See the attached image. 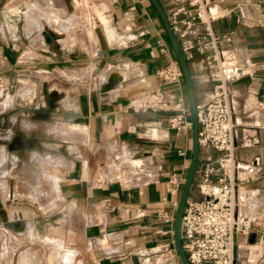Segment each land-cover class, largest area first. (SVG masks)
<instances>
[{"label":"crops","instance_id":"1","mask_svg":"<svg viewBox=\"0 0 264 264\" xmlns=\"http://www.w3.org/2000/svg\"><path fill=\"white\" fill-rule=\"evenodd\" d=\"M29 1L23 27L0 25V57L16 61L17 77L39 71L46 79L56 71L57 79L52 86L39 81L36 91L42 107L35 114L15 112L11 117L22 123L10 131L6 143H0L5 148L0 150V162L10 158L8 181L16 189V183H24L30 195L43 194L47 200L43 218L56 210L57 220L72 222L80 231L83 248L65 246L75 250L69 262L49 244L63 264H183L174 221H162L159 213L175 216V197L167 183L175 169L181 173L190 165L192 129L173 130L169 125L173 110L132 107L145 95L166 90L184 97L189 108L185 85H164L155 74L175 59L156 9L150 0ZM160 1L169 15L174 0ZM209 7L220 48H235L256 64L254 75L231 83L230 92L239 121L237 134L250 131L260 138L253 147L238 148L236 156L244 163L259 157L260 173L264 0H209ZM45 15L48 23L43 21ZM23 60L25 67L19 66ZM201 62L199 53L188 62L197 101L208 99L213 88ZM52 92L54 100L49 99ZM180 150H186V156ZM216 154L213 149L202 150L199 160ZM36 183L42 186L37 188ZM43 183L46 187L52 183L51 189ZM246 213L251 219L256 212ZM21 216L32 219L36 229V215L21 212ZM81 250L84 259L78 258ZM234 250L235 264H264V217L236 235Z\"/></svg>","mask_w":264,"mask_h":264},{"label":"built area","instance_id":"2","mask_svg":"<svg viewBox=\"0 0 264 264\" xmlns=\"http://www.w3.org/2000/svg\"><path fill=\"white\" fill-rule=\"evenodd\" d=\"M169 21L187 61H195L197 53L207 69V80L213 83L208 99L197 101L200 151L213 149L216 155L199 160L191 194L184 215L183 243L191 264H235V237L251 228V222L241 217L239 207L244 195L242 183L254 179L262 167L256 157L244 163L236 156L238 148H250L260 143L256 133L245 131L239 137L238 119L234 117L231 83L252 76L256 64L235 48L222 49L216 34L209 0H174ZM245 14L243 13V18ZM164 85H184L181 69L175 59L156 70ZM132 107L139 111H170L169 125L177 133L192 129L189 108L184 97L174 92L157 90L145 95ZM186 156V150H180ZM181 173L174 170L167 187L175 197L177 207L184 186ZM164 222L174 221V214L159 213Z\"/></svg>","mask_w":264,"mask_h":264},{"label":"rangeland","instance_id":"3","mask_svg":"<svg viewBox=\"0 0 264 264\" xmlns=\"http://www.w3.org/2000/svg\"><path fill=\"white\" fill-rule=\"evenodd\" d=\"M30 3L32 2L29 0H0V25L7 27V24H9L11 27H23L25 12ZM38 17L42 19V16ZM43 21H48L46 15ZM6 34H8L7 30ZM1 36L3 34H0V38ZM15 64L16 61L13 62L10 59L0 57V143H6L10 131H16L17 128H20V123L22 122L19 120L16 123L11 119L15 112L31 115L41 109L40 92L39 90L38 92L36 91L41 87L39 81L41 79L49 81V86H52L57 79L56 71L49 78H46L48 80L41 78L39 71H33L31 74L17 77L13 70ZM19 64L21 67L26 66L24 65V60L20 61ZM27 70H34V68ZM53 79L55 80L54 82ZM53 92L49 96L51 100L55 99ZM43 95L47 103L48 97L46 94ZM37 103H39V108L35 109ZM188 170L189 165L187 164L181 172V178L184 181ZM9 176L8 174L6 180L10 179ZM7 183L9 184L6 185V189L9 194L3 197L5 200L0 199V264H63L59 260L56 250L50 245H54L61 250L60 255L62 259H65V262L71 261L75 255V250L65 246L79 249L82 246L81 248H83L80 231L76 229L72 222L62 219L57 220L56 210L52 211L53 214L48 219L43 218L42 215L45 213L47 203V200L42 197L43 194L30 195L28 193L29 189L25 187L24 183H16L17 189L15 184L14 188L11 189L10 182L8 181ZM44 184L46 183H43V186ZM47 184L48 186L46 187L45 185L44 187L51 189L52 183ZM247 184H256L257 186L251 187ZM241 190L245 196L244 199L250 194L258 201L255 205L257 211L254 218H248L249 221L252 222L264 217V167L263 171L255 175L254 179L242 183ZM13 191L14 195L12 196ZM16 194L17 196L14 197ZM31 197L33 198L31 199ZM245 201L243 200V202ZM241 206L239 207L241 217H248ZM15 210H19L17 214L13 213ZM21 212L23 214L31 213L36 215L35 222L37 226L35 230L34 221L32 220L33 224L29 225L31 220H25V216L20 217ZM248 219L246 218L245 220ZM15 221L23 223L17 226ZM67 251H73V253L71 252L72 254L68 255ZM51 253H55L53 259L49 258ZM78 258L84 259L85 251L81 250Z\"/></svg>","mask_w":264,"mask_h":264},{"label":"water","instance_id":"4","mask_svg":"<svg viewBox=\"0 0 264 264\" xmlns=\"http://www.w3.org/2000/svg\"><path fill=\"white\" fill-rule=\"evenodd\" d=\"M150 2L156 9L162 21L167 38L172 46L175 55V60L177 61L178 66L182 71L184 85L189 103L190 115H191V122H192L191 160H190L187 177L185 179L184 186L179 198V202L175 213V219H174V238L181 261L183 264H191L183 243L182 226H183L184 210L188 198L191 194L197 167L199 164V157H200V144H199L200 124H199L198 110H197V98H196L194 82L188 61L182 50L181 44L172 29L168 14L160 0H150Z\"/></svg>","mask_w":264,"mask_h":264},{"label":"bare ground","instance_id":"5","mask_svg":"<svg viewBox=\"0 0 264 264\" xmlns=\"http://www.w3.org/2000/svg\"><path fill=\"white\" fill-rule=\"evenodd\" d=\"M113 81V80H112ZM106 83H108V82H106ZM114 83V81L112 82V84ZM105 85V84H104ZM102 87H103V84L101 85ZM30 127V126H29ZM26 128H27V126H26ZM31 128V127H30ZM1 149H3V150H5V148H0V150ZM7 151L8 150H6V154H7ZM2 152V151H1ZM31 153V152H30ZM6 154H5V156H6ZM28 154V153H27ZM35 154V153H34ZM10 155V154H9ZM21 155V154H20ZM18 156H19V154H18ZM31 156V155H30ZM1 157V156H0ZM10 157V156H9ZM21 157H22V155H21ZM10 159V158H9ZM8 156H6V157H4L3 158V160L0 162V197H5V196H7L9 193H8V191H7V189H6V185L7 184H9V183H7L8 182V180H6V177H7V174H8V167L10 166V162H8ZM10 161V160H9ZM27 161V160H26ZM8 164H9V166H8ZM38 183V182H37ZM36 183V185H37V188L39 187V186H42L40 183L39 184H37ZM10 188L11 189H13L14 188V183H10ZM41 189V188H40ZM54 189V188H53ZM35 190H37V189H35ZM34 193H35V191H34ZM14 195V191L12 192V196ZM243 198H245V196L243 197ZM244 200H246L245 202H242V206H241V208H242V210L244 209L245 211L244 212H247V211H251V212H256L257 210H256V207H255V205H256V203L258 202V201H256V199L253 197V196H251L250 194L247 196V198L246 199H244ZM251 214V213H250ZM17 217H18V215H16ZM250 216V215H249ZM24 217V216H23ZM21 219V218H20ZM23 219V218H22ZM25 219H26V217H25ZM19 220V219H18ZM32 220V219H31ZM23 221V220H22ZM16 222V224H17V226L18 225H20L21 224V221H15ZM26 224L28 225V223L26 222ZM33 223H32V221H29V225H32ZM68 253V255H71L72 253H73V251H67ZM72 252V253H71ZM67 259V258H66ZM64 261H65V259H63ZM67 262V261H66Z\"/></svg>","mask_w":264,"mask_h":264}]
</instances>
